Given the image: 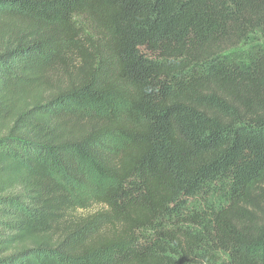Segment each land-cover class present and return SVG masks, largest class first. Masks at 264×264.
Returning a JSON list of instances; mask_svg holds the SVG:
<instances>
[{"label":"trees","instance_id":"obj_1","mask_svg":"<svg viewBox=\"0 0 264 264\" xmlns=\"http://www.w3.org/2000/svg\"><path fill=\"white\" fill-rule=\"evenodd\" d=\"M217 255L264 264V0H0V264Z\"/></svg>","mask_w":264,"mask_h":264},{"label":"rangeland","instance_id":"obj_2","mask_svg":"<svg viewBox=\"0 0 264 264\" xmlns=\"http://www.w3.org/2000/svg\"><path fill=\"white\" fill-rule=\"evenodd\" d=\"M247 46H242L241 49H246ZM92 185L93 186H98L99 183L92 181ZM85 193L87 195H90L91 193L89 192V190L85 191ZM218 204V199L214 194H204L201 195L199 197H197L196 199H193L190 201L189 207H192L193 209L197 210L199 213L203 214V212H205L206 210H208L209 208H213L214 206H216ZM194 259V258H193ZM217 261L213 262H207L205 264H225L226 260L225 257L223 255H217Z\"/></svg>","mask_w":264,"mask_h":264}]
</instances>
